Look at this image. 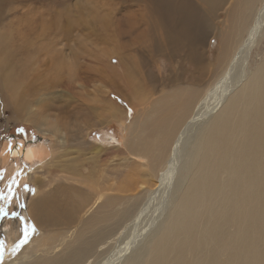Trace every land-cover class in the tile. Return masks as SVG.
<instances>
[{"label":"bare ground","instance_id":"1","mask_svg":"<svg viewBox=\"0 0 264 264\" xmlns=\"http://www.w3.org/2000/svg\"><path fill=\"white\" fill-rule=\"evenodd\" d=\"M224 1L129 0L120 4V10L108 4L109 29L101 34L108 50L94 55L89 72L60 58L52 60L44 52V65L54 64L74 78L80 76L70 81L74 93L66 108L75 105L83 114L72 134L79 137L83 150L91 147L89 153L96 156L86 172L79 157L63 168L76 177L77 186L57 187L80 191L78 203H71L69 192L42 190L44 180H34L36 194L28 207L18 209L17 220L4 216L0 264H34L33 254H51L68 235L75 234L67 243L70 250L77 238H92L96 230L114 222L119 224L115 230L87 241L91 251L96 245L112 246L107 256L91 264H264V53L252 67L249 63L251 50L264 38V0H236L233 22L227 28L216 22ZM213 34L218 47L215 65L209 66ZM68 51L72 58V48ZM114 58L119 68L110 63ZM160 59L165 64L154 75L151 66ZM173 63L179 70H171ZM185 65L191 66L187 85L181 81ZM33 68L38 70L36 65ZM162 70L170 72L168 89L161 80H152ZM84 76L94 79L92 86H86ZM10 98L19 109V95L14 92ZM44 106L29 117H36ZM131 113L133 120L125 125L124 117ZM57 117L52 116L54 128L51 123L43 133L59 136L63 145L68 127L58 128ZM113 123L120 128L122 141L103 154L106 159L107 152L111 158L116 154L118 161L109 165L114 169L101 174L96 161L102 149L93 148L87 138L93 128ZM30 124L36 130L42 127ZM83 150L78 149L84 155ZM49 155L45 144L18 143L13 149L7 142L0 160L20 157L34 165ZM59 167L48 173L56 174ZM144 168H149L156 184L145 187L146 201L131 214L123 207L141 194L144 178L139 169ZM26 179L31 177L21 174L17 184ZM82 187L89 194L81 195ZM11 204L17 206L15 201ZM117 205L121 211L115 209ZM119 212L125 217H116ZM27 218L38 227L33 233ZM103 238L109 242H101ZM76 248L72 252L77 255ZM45 256L37 264L48 263Z\"/></svg>","mask_w":264,"mask_h":264},{"label":"rangeland","instance_id":"2","mask_svg":"<svg viewBox=\"0 0 264 264\" xmlns=\"http://www.w3.org/2000/svg\"><path fill=\"white\" fill-rule=\"evenodd\" d=\"M235 1L236 0H225L223 2L222 8L217 13L218 17L216 19V22H221V26L227 28L230 22H233L232 17L234 15ZM125 2L128 3L129 0H123L121 3H119V0H0V152L3 150L4 144L8 142L12 145L13 149H16V144L18 143L23 145L45 144L50 153L42 162H37L34 165L25 163L20 157L12 158L10 156L8 160H5L6 163L0 160V197H2L0 198V209H3V212L0 213L1 232L5 231L4 216L8 214L10 217H7V220H17L19 215L18 209L23 210L28 207L31 199L35 196L37 185L34 180H44L46 185L44 184L42 190H50L52 189L51 187H53L54 189H59L63 193L65 191L69 192L68 197L71 198V203H78V200L80 201L81 198L79 199L77 195L80 191L75 193L70 189H61L63 186L57 187V185H63L65 183L77 186L76 183L73 182L76 177L70 175V173H66L67 171L63 169L70 160L74 161L72 158H75L76 162L79 157L85 169L82 171L86 172V170H89L92 166V161L89 160H95L96 156L89 153L92 152L90 151L92 149L91 147L85 146L83 150L84 147L79 145V137L77 139V137H75L76 135L72 134L75 132V129H73L74 123H78L80 118L83 117V114L79 112L78 109L76 111L77 107L75 105L66 108L67 105L72 103L71 93H74L70 81L71 79L76 80L80 78V76L74 78L65 70H60L59 68L55 69V67H53L54 64H49L48 66L47 64L44 65L41 58L44 57V52H46L47 57H50L52 60H59L58 58H60L62 62L65 61L67 64L74 65L77 68L80 67L79 70L83 72L86 70L89 72L87 66H91L93 63L94 55L96 56L103 48H105L104 50H108L107 42L103 41L101 36V34L105 35L109 29L108 24H106L107 18H110L108 4L119 6L118 10H120L122 8L120 4H125ZM74 21H77L76 26ZM51 30L52 32H50ZM68 46L72 48L74 52H72V58L70 57ZM73 46H75L76 50ZM217 47L218 40L213 34L210 39L209 52L207 54V64L209 66L215 65ZM251 51L249 63L252 67L261 59L264 53V38L262 39L261 37ZM162 61L163 60L160 59L151 66L150 71L154 75H158V69L162 64H165V62ZM110 63L116 66L117 60L114 58ZM34 65H36L38 70L33 68ZM116 67L119 68L118 65ZM185 67L186 68H184L181 73V81L184 85H187L189 80H192L190 71L191 66L185 65ZM52 68H54L56 72ZM174 68L179 70L177 63H173L171 70ZM212 74H214L213 71ZM169 75V71L164 72L162 70L160 71L158 79L152 80H161L163 87L168 89L166 87L168 85L166 82ZM212 77L213 79L215 78V76ZM84 78L85 82H87L86 86H89L88 84H91V86L93 85V78L87 76H84ZM7 80H12L9 85L6 83ZM90 88L91 87H86L87 90ZM147 89L150 90L149 87H147ZM14 92L19 95V99L21 98L20 108L17 110L15 108L18 107L13 99L10 98ZM31 92H33L35 96H31ZM111 98H113L112 100H114L116 104L120 105L118 98L113 96ZM36 100H38V103H36ZM38 106H44L41 108L42 114L40 111L36 114L40 118H37V116L34 118L29 117L33 113H36L35 110L36 108L38 109ZM73 106L75 108H73ZM52 116H58V128L64 129V126L68 127L65 134L66 142H64L63 145L59 136L43 133L44 130H47L45 128L51 123L52 128H54L56 121ZM124 118L125 125H128L133 120V114L131 113ZM31 121L42 125L41 129H34L32 127L33 125L30 124ZM45 132L47 133V131ZM121 139V130L115 123L104 129H98L97 127L93 128L87 140L91 143L93 148L99 147L102 149V152L98 153L99 158H97L98 161H96L97 172L105 174L107 169H114L109 165L117 163L118 157H116V154H113L111 158L110 156H112V154L107 152L109 154L107 158H109L106 159L103 153H105L106 149L120 147ZM57 149L58 151H53ZM78 149H82L84 155L81 152L79 153ZM102 155L105 156V160ZM128 164L131 165L130 159L128 160ZM56 167H59L56 174L52 173V175L48 173V170L56 171ZM79 167L81 168V164ZM148 170L149 168H144L143 170L139 169V175L144 178V184L141 187L142 192L138 196L127 200V203H125L123 207L124 211L132 214V212H135L137 209L139 210L147 198L143 190L145 187L156 184V178ZM21 174L26 178L27 175H29L31 179H26L17 184V180ZM111 183L115 184L114 180H112ZM82 189H84V192L81 191V195L83 193L84 195L89 194V191H86V187H82ZM59 197L60 195H57V198ZM12 201H15L17 206H12ZM154 202L157 203V199ZM115 209H120L121 211L119 205H117ZM130 216L131 215L128 214L126 218ZM116 217L124 218L125 215L119 212ZM124 221L122 220L120 223L123 224ZM70 222L73 223V217ZM26 224L30 227L31 232L33 229L36 231V228H38L30 218H27ZM116 225L119 224L114 222L113 225H109L105 230H96L92 238H88L87 236L84 239L77 238L79 241H76L77 243L75 242L76 244H74L70 250L66 248L67 243L73 241V236H75V234L72 237L68 235V237L64 239L63 245L54 252H51V254L46 255L40 254L39 252L33 254L30 260H32L34 264H37L38 261L42 263L40 260L44 259H42L41 256L46 255L45 258H49V260L48 263L45 264H72L77 263L78 259L80 260L82 257L83 259L80 264H91L97 257L99 259L107 256L111 252L112 246L111 243L105 245L103 248H101L100 245H96L91 251L87 241H96L99 237H102L104 234L117 227ZM105 240L106 239L103 238L101 242H105ZM106 241L109 242V239ZM74 247H77L79 250L77 255L72 252ZM63 248L67 250L62 253ZM1 252L2 249L0 248V257Z\"/></svg>","mask_w":264,"mask_h":264},{"label":"snow or ice","instance_id":"3","mask_svg":"<svg viewBox=\"0 0 264 264\" xmlns=\"http://www.w3.org/2000/svg\"><path fill=\"white\" fill-rule=\"evenodd\" d=\"M0 198H2V197H0ZM3 212V209H0V213H2ZM34 230V229H33ZM27 234V233H26Z\"/></svg>","mask_w":264,"mask_h":264}]
</instances>
